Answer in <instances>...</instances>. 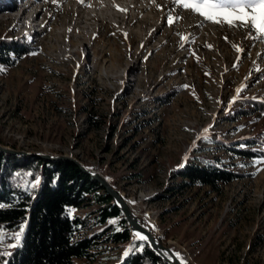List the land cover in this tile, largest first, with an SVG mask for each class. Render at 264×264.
<instances>
[{"label":"rangeland","instance_id":"obj_1","mask_svg":"<svg viewBox=\"0 0 264 264\" xmlns=\"http://www.w3.org/2000/svg\"><path fill=\"white\" fill-rule=\"evenodd\" d=\"M6 39L29 53L0 65V146L96 171L183 264H264V155L234 152L264 153V112L252 106L264 103V41L254 31L205 21L175 0H0ZM209 160L238 178L181 188L174 171ZM7 177L32 191L40 170ZM97 209L76 210L83 236L108 225L96 224ZM0 229L3 261L24 224ZM109 233L92 259L72 264L119 263L129 245Z\"/></svg>","mask_w":264,"mask_h":264},{"label":"trees","instance_id":"obj_2","mask_svg":"<svg viewBox=\"0 0 264 264\" xmlns=\"http://www.w3.org/2000/svg\"><path fill=\"white\" fill-rule=\"evenodd\" d=\"M26 46L21 39L2 40L0 65L9 64L11 54L18 57L28 54ZM252 106L264 112V103L254 101ZM234 152L246 158L264 155L252 151ZM32 164L40 170V180L32 191L14 187L7 177L8 169H30ZM174 172L182 180L181 188L215 189L238 178L237 173L227 170L216 160L201 165L186 161ZM0 205H4L0 207L1 227L12 231L24 224L19 246L0 264H72L75 259H92L95 253L91 251L99 244L97 240L108 231L107 240L129 245L127 254L117 264H167L148 242L147 246L139 247L145 242L133 240L127 221L110 195L71 161L46 162L0 152ZM87 205L98 208L96 224L109 223L101 232L83 236L84 223L75 212Z\"/></svg>","mask_w":264,"mask_h":264},{"label":"snow or ice","instance_id":"obj_3","mask_svg":"<svg viewBox=\"0 0 264 264\" xmlns=\"http://www.w3.org/2000/svg\"><path fill=\"white\" fill-rule=\"evenodd\" d=\"M176 4H182L183 9H189L193 14H197L205 21L227 24L229 27L247 28L250 32L254 31L257 38L264 41V0H175ZM169 24L173 21L171 17L168 20ZM264 163V161H260ZM4 205H0L3 207ZM23 229H21V232ZM144 241V244L139 245L143 248L147 246L148 237L136 231L133 234V239ZM5 239H8L0 229V244H3ZM17 244L20 240V235L17 234L11 237ZM12 246H16L13 244ZM135 246V245H134ZM127 254V253H126Z\"/></svg>","mask_w":264,"mask_h":264},{"label":"water","instance_id":"obj_4","mask_svg":"<svg viewBox=\"0 0 264 264\" xmlns=\"http://www.w3.org/2000/svg\"><path fill=\"white\" fill-rule=\"evenodd\" d=\"M0 152L5 153L7 155H20V156H26V157H32L36 160H43L46 162H56V161H71L77 166L81 168L82 171H84L86 174L91 176L93 179L98 181L100 185L103 187V189L110 195V197L113 200V203L118 207V209L122 212L125 220L127 221L129 225V229L132 233L138 231L141 234L147 236L148 243L151 246V248L158 253V255L164 260L167 264H183L182 261L178 260L172 252L165 248L158 240L154 238V236L148 231L146 228H144L139 222L138 219L134 216V214L131 211V208L129 205L124 201L121 194H119L117 191H115L111 186L108 184V182L96 171H90L86 167H84L80 162L76 161L75 159L67 156H57L52 157L48 155L43 154H35L30 155L24 152H18L13 151L8 148L0 146Z\"/></svg>","mask_w":264,"mask_h":264},{"label":"bare ground","instance_id":"obj_5","mask_svg":"<svg viewBox=\"0 0 264 264\" xmlns=\"http://www.w3.org/2000/svg\"><path fill=\"white\" fill-rule=\"evenodd\" d=\"M32 5H33V3L32 4H25L24 5V7H23V11H22V13L18 16V21H17V24H19L22 20H23V17H24V15H26V14H29V9H30V7H32ZM117 8H119L118 6H116ZM30 15V14H29ZM10 18H8V20H9ZM31 22H34V20H32ZM130 207V206H129Z\"/></svg>","mask_w":264,"mask_h":264}]
</instances>
